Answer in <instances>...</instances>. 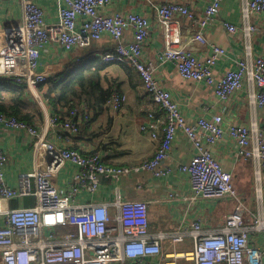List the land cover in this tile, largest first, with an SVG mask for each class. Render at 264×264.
Returning a JSON list of instances; mask_svg holds the SVG:
<instances>
[{"label": "built area", "instance_id": "obj_1", "mask_svg": "<svg viewBox=\"0 0 264 264\" xmlns=\"http://www.w3.org/2000/svg\"><path fill=\"white\" fill-rule=\"evenodd\" d=\"M15 0H0L1 2ZM21 9L19 21L5 23L0 12V76L11 78L30 91L45 84L49 78L39 71L42 51L47 43H55L66 52L88 48L105 34L114 41L111 52L96 54L105 63H123L135 69L152 101L165 113L160 145L153 157L135 166H109L97 152L82 154L76 149L58 146L49 140L52 131L60 130L66 140L80 132L74 121L78 110L68 115H46L44 128L0 113V127L23 135L33 145L36 158L44 156L45 167L18 172L16 186L6 178L7 155L0 145V264H147L149 257L160 255V233L150 232L149 210L145 200L122 199L119 191L112 203L77 202L81 192L95 193L102 180H119L132 171H149L163 176L170 169L162 165L179 133L193 144L196 153L180 167L188 175L192 199L233 198L235 206L222 227L206 231L196 220L190 229L172 236L182 242L186 234L194 248L181 256L195 264H264V211L246 224V205L235 188L232 175L213 155L211 147L225 132L237 144L238 156L254 162V181L259 199L263 196L264 126L231 123L223 127V116H200L194 124L187 123L173 94L155 77L156 65L144 59V45L149 37L151 22L140 13L108 12L112 0H57L58 22L48 23L40 0H17ZM224 0H208L201 16L187 5L167 1L155 7L157 20L163 28L165 49L159 55L171 61L180 77L186 81L204 82L213 88L216 97L226 102L232 95L246 89L252 108L264 109V55L252 56L251 36L260 28L251 23L253 15L264 17V0H245L242 27L223 21L230 33L245 37V54L235 60V67L222 75L216 74L218 61L226 49L212 45V52L201 58L192 46L181 44L180 18L186 17L195 28L191 41L206 44L205 29L218 17ZM132 29V38L125 39ZM1 71L3 73H1ZM126 97L114 93L107 102L117 113ZM154 113H148L149 125L141 130L157 139ZM86 118L87 115H86ZM68 162L78 169L66 188L53 182V177ZM30 197L32 205L12 207L10 202ZM173 197V194L170 195ZM115 209V210H113ZM260 231L262 242L250 241L249 232Z\"/></svg>", "mask_w": 264, "mask_h": 264}, {"label": "crops", "instance_id": "obj_2", "mask_svg": "<svg viewBox=\"0 0 264 264\" xmlns=\"http://www.w3.org/2000/svg\"><path fill=\"white\" fill-rule=\"evenodd\" d=\"M167 1L187 5L197 16L204 12L208 0H112L108 12L120 11L123 13L136 12L145 15L151 22L149 37L144 45V59L156 65L155 77L162 86L167 88L179 103L187 123L194 124L200 116L212 117L220 114L223 116V127L227 130L231 123L250 125L255 122L260 127L264 126V109L252 108L248 102L247 90L243 89L232 95L226 102L216 97L212 87L204 82L186 81L182 79L173 62L163 61L159 55L165 49L163 28L159 24L155 7ZM245 0H224L218 17L204 31L206 44L191 41L195 28L186 17L180 18L181 44L192 46L196 54L206 58L212 52V45L226 49L217 63L216 74L222 75L227 70L235 67V60L245 54V37L242 33H230L222 25L223 21L242 27L243 4ZM3 8L0 12L5 23L20 20L21 9L19 2H1ZM48 23L58 22V1L40 0ZM251 23L260 28L250 39L252 56L264 55V17L253 15ZM132 38V29L126 30L125 39ZM114 41L105 34L103 38L94 42L88 48H75L66 52L55 43H47L42 51L39 71L46 72L48 76H55L70 69L82 66L96 54L111 52ZM79 63L76 64V62ZM76 65V66H74ZM111 80L106 86L115 89L126 97L125 103L117 113L103 105L99 109H89L82 103L78 115L74 118L79 124L80 132L66 140V135L60 139V130L52 131L49 140L58 146H69L82 154L97 152L104 162L111 166H135L144 160L153 157L162 139V130L165 126V113L146 93L138 72L128 65L111 64L103 72ZM31 92L32 95L37 94ZM29 90V89H28ZM30 91V90H29ZM42 104L39 108L43 118L36 121V126L44 128L46 115H60L40 95ZM35 100L36 98L33 97ZM154 113L157 124L158 138L153 139L150 131L141 130L142 125H149L148 113ZM86 115L88 118H86ZM0 145L3 147L8 162L6 164V178L8 183L15 187L18 172H29L36 167H45L47 161L43 155L36 158L33 145L23 135H18L12 130L0 127ZM213 155L222 163L225 170L231 173L232 181L238 195L246 205V224H253L256 215L264 211V180L262 183L263 196L258 198L254 181V162L238 156L237 144L225 132L218 142L211 147ZM196 150L191 141L179 133L170 151L169 157L162 163L170 170L163 176H155L149 171H132L122 176L119 180H102L99 190L95 193L81 192L77 202L85 203H112L119 191L122 199L145 200L149 210L150 232L152 235L164 234L160 238L162 252L160 255L149 257L147 264H195L181 256L194 248V241L189 234L185 235L182 242L174 243L172 236L187 231L191 224L200 220L206 231H214L222 227L227 215L233 210L235 200L225 199H192L188 175L180 170L194 156ZM78 167L68 162L53 177V182L66 188L72 181ZM173 194V197L170 195ZM30 198V197H26ZM23 199V198H22ZM21 200V199H18ZM33 200V199H32ZM14 201V200H12ZM11 201V202H12ZM10 202V204H11ZM22 205V200L20 201ZM34 204V200L33 203ZM29 204V205H32ZM12 206V204H11ZM115 210V209H113ZM250 241L254 244L262 242L260 231L252 229L249 232ZM180 253V254H179ZM182 258V259H181ZM184 258V259H183Z\"/></svg>", "mask_w": 264, "mask_h": 264}, {"label": "trees", "instance_id": "obj_3", "mask_svg": "<svg viewBox=\"0 0 264 264\" xmlns=\"http://www.w3.org/2000/svg\"><path fill=\"white\" fill-rule=\"evenodd\" d=\"M111 64L122 63H105L99 57H91L78 68L65 67L64 72L49 76L47 82L40 85L39 91L57 114H60L61 110L68 112L76 109L82 103L87 104L90 110L102 108L110 100L113 92H116L115 89L105 85L111 79L103 74ZM0 113L34 125L37 120L43 118L39 103L30 91L24 85L3 76H0ZM67 115L68 113H65L62 117L65 118ZM21 200L24 205L33 203L31 198ZM21 200L12 201V207L19 205Z\"/></svg>", "mask_w": 264, "mask_h": 264}, {"label": "rangeland", "instance_id": "obj_4", "mask_svg": "<svg viewBox=\"0 0 264 264\" xmlns=\"http://www.w3.org/2000/svg\"><path fill=\"white\" fill-rule=\"evenodd\" d=\"M77 63H79V61H77L76 62V64ZM74 66H76V65H74ZM47 87V86H46ZM46 87H44V89H47ZM31 92H34V93H36V90H32V91H30V93ZM32 95V94H31ZM40 95H42V93L39 91V88H38V90H37V94L34 96V95H32L33 97H35L36 98V100L39 102V103H43L42 101H41V97H40ZM152 136V135H151ZM153 138V137H152ZM153 139H155V138H153ZM182 259V258H181ZM184 259V258H183Z\"/></svg>", "mask_w": 264, "mask_h": 264}, {"label": "water", "instance_id": "obj_5", "mask_svg": "<svg viewBox=\"0 0 264 264\" xmlns=\"http://www.w3.org/2000/svg\"><path fill=\"white\" fill-rule=\"evenodd\" d=\"M2 67H1V65H0V69H1ZM1 73H3L2 71H1Z\"/></svg>", "mask_w": 264, "mask_h": 264}, {"label": "bare ground", "instance_id": "obj_6", "mask_svg": "<svg viewBox=\"0 0 264 264\" xmlns=\"http://www.w3.org/2000/svg\"><path fill=\"white\" fill-rule=\"evenodd\" d=\"M180 254V253H179ZM172 264V263H171Z\"/></svg>", "mask_w": 264, "mask_h": 264}]
</instances>
